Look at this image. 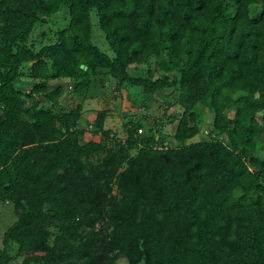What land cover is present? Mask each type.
I'll list each match as a JSON object with an SVG mask.
<instances>
[{
  "label": "trees",
  "instance_id": "16d2710c",
  "mask_svg": "<svg viewBox=\"0 0 264 264\" xmlns=\"http://www.w3.org/2000/svg\"><path fill=\"white\" fill-rule=\"evenodd\" d=\"M99 71L167 90L174 144L63 108L62 80L86 96ZM0 203V264H264V0H0Z\"/></svg>",
  "mask_w": 264,
  "mask_h": 264
},
{
  "label": "rangeland",
  "instance_id": "374dc122",
  "mask_svg": "<svg viewBox=\"0 0 264 264\" xmlns=\"http://www.w3.org/2000/svg\"><path fill=\"white\" fill-rule=\"evenodd\" d=\"M253 14H258L259 11L255 6L251 7ZM56 19H60V15L56 16ZM54 23V21H51ZM50 23V22H49ZM63 23V22H62ZM49 25H38L34 32L33 37L40 40L39 35L42 31L48 33ZM55 27V26H54ZM51 38H53L51 36ZM92 40L100 48V50L113 55V52L109 49L108 44L105 41L103 32L98 26L93 27ZM38 46V44H37ZM133 68V67H131ZM130 68L129 71L132 69ZM143 66H139L133 70L134 73L144 74L146 69ZM132 71V73H133ZM157 72L154 73L156 77ZM93 85L91 90L88 91L86 96L76 95L72 90V82L68 79H63L62 84L64 86V94L60 98V103L63 108H71L77 103H83V125L86 126V121H92L95 113L99 109L108 108L110 113L105 122V128H109L111 131L116 132L118 137L125 138V122L128 120L143 119L148 125H153L155 122L162 123V132L166 135V139L170 144H174L173 134L176 126L177 119L170 117L171 114H175L176 117L181 112V106L175 102L172 105H168L164 102L166 98L167 90L157 91L147 97L142 91L141 87L124 85L120 89H116L112 78L107 77L105 72L99 71L93 76ZM101 80L103 85H101ZM26 81V78L22 79ZM19 84V83H18ZM20 85V84H19ZM28 90V87H27ZM172 101L170 97L168 100ZM202 132L195 137L189 139L187 142H194L203 139L206 134L210 132L211 117L210 114L204 110L202 112ZM86 130H88L86 128ZM85 140L97 139V136L91 135L90 131H87L84 135ZM16 219L13 207L11 203H0V231L6 230V228ZM120 264H125L126 259L124 256L118 258Z\"/></svg>",
  "mask_w": 264,
  "mask_h": 264
},
{
  "label": "water",
  "instance_id": "95a60500",
  "mask_svg": "<svg viewBox=\"0 0 264 264\" xmlns=\"http://www.w3.org/2000/svg\"><path fill=\"white\" fill-rule=\"evenodd\" d=\"M80 67H82V68H86V66H85V65H83V64H81V65H80Z\"/></svg>",
  "mask_w": 264,
  "mask_h": 264
}]
</instances>
